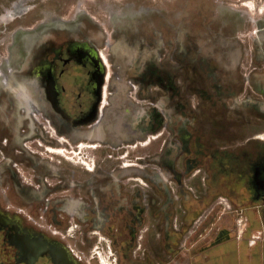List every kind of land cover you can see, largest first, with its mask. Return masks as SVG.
<instances>
[{"label":"flooded vegetation","instance_id":"af4514ba","mask_svg":"<svg viewBox=\"0 0 264 264\" xmlns=\"http://www.w3.org/2000/svg\"><path fill=\"white\" fill-rule=\"evenodd\" d=\"M161 23L116 36L105 90L100 48L108 40L88 18L38 25L26 37L21 62L0 80V189L9 191L0 195V264H10L8 248L15 264H91L65 234L72 227H83L87 245L88 232L108 237L120 264H171L217 196L234 213L259 216L264 140L259 133L241 140V129L264 122L256 103L264 101V29L246 72L244 46ZM40 120L75 142L112 147L166 137L159 151L128 154L105 173L81 159L94 171L80 166L78 177L25 144L55 143ZM79 126L87 129L75 132ZM112 134L116 142L105 140ZM199 172L205 189L196 192L187 180ZM180 202L185 216L176 227ZM150 215L156 227H146ZM144 227L148 245L138 253Z\"/></svg>","mask_w":264,"mask_h":264},{"label":"rangeland","instance_id":"374dc122","mask_svg":"<svg viewBox=\"0 0 264 264\" xmlns=\"http://www.w3.org/2000/svg\"><path fill=\"white\" fill-rule=\"evenodd\" d=\"M83 17L102 30L104 42L108 40V46L104 44V49L100 48L101 57L107 67L105 90L112 76L108 47L116 36L135 30L144 34L141 30L144 26H159L161 21L170 27L174 24L181 25L192 37L203 33L211 37L221 35L240 47L244 46V64L247 67H244V70L248 72L254 66L251 64L258 47V33L264 29V0H0V80H7L14 66L21 62L27 44L26 37L34 28L55 21L71 23ZM73 67H70L71 70ZM106 92L108 99V91ZM105 103L103 100L102 112L106 107ZM36 118L38 117L34 114L35 122ZM41 122L46 123V131L49 130L55 143H45L36 138L34 141H26L27 147L31 146L37 154L41 152L51 161L70 168L78 177L81 176L80 166L94 171L93 168L86 167L81 159L91 163L97 162V169L105 173L126 162L128 154L140 155L159 151L166 137L158 138L151 134L138 144L112 147L99 141L75 142L57 134L55 127L48 121ZM84 128L87 129L79 126L75 132ZM241 131V140L258 133L255 138L263 140L258 137L264 134V122L248 123ZM51 148L62 149V153H54ZM3 157L4 153L0 147V159ZM24 171L29 179L33 178L31 172L25 169ZM204 176L205 172L192 176L187 180L188 186L196 192L203 191ZM4 189L6 185L1 186L0 195L8 196L9 191ZM177 209L174 225L180 227L185 216L181 202ZM157 225V220L150 215L146 227ZM146 227L141 231L143 237L140 239L141 249H137L138 253L143 252L142 248L148 245L147 238L144 237L148 233L144 231ZM72 228L66 229L65 234L77 249L86 255L91 264H102V258L105 257L110 259L108 264H120L118 254L111 249L108 237L94 234L99 231L88 232L86 236L91 238L92 242L87 245L83 227H75V231ZM2 235L3 232H0V237ZM13 251L8 248L4 254L10 264H15ZM171 264H264V226L260 213L259 216L249 215L248 211L244 214L234 213L228 199L223 195L217 196L212 206L187 229L182 239V253Z\"/></svg>","mask_w":264,"mask_h":264},{"label":"bare ground","instance_id":"6f19581e","mask_svg":"<svg viewBox=\"0 0 264 264\" xmlns=\"http://www.w3.org/2000/svg\"><path fill=\"white\" fill-rule=\"evenodd\" d=\"M259 138L264 139V134L259 135ZM51 151L54 152V153H62V149H59V148H51ZM102 259H104L103 260L104 263H102V264H108V263H110V259L108 257H105V258H102Z\"/></svg>","mask_w":264,"mask_h":264},{"label":"water","instance_id":"95a60500","mask_svg":"<svg viewBox=\"0 0 264 264\" xmlns=\"http://www.w3.org/2000/svg\"><path fill=\"white\" fill-rule=\"evenodd\" d=\"M264 91V90H263ZM258 105H262L264 107V101H258L256 102ZM262 116H264V111L263 113H261ZM115 134H112L111 136H109L108 138H105V140H110L111 142H116V139H115ZM258 143L260 144H264V142H260V141H257Z\"/></svg>","mask_w":264,"mask_h":264},{"label":"crops","instance_id":"0c3cea01","mask_svg":"<svg viewBox=\"0 0 264 264\" xmlns=\"http://www.w3.org/2000/svg\"><path fill=\"white\" fill-rule=\"evenodd\" d=\"M259 213H260V218H261V221H262V225L264 226V210L261 208L260 211H259Z\"/></svg>","mask_w":264,"mask_h":264}]
</instances>
